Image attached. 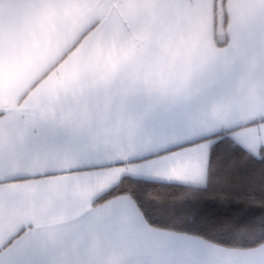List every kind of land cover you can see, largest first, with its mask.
<instances>
[{
  "label": "crops",
  "instance_id": "1",
  "mask_svg": "<svg viewBox=\"0 0 264 264\" xmlns=\"http://www.w3.org/2000/svg\"><path fill=\"white\" fill-rule=\"evenodd\" d=\"M220 130L264 152V0H0V264H264L95 203L203 186Z\"/></svg>",
  "mask_w": 264,
  "mask_h": 264
},
{
  "label": "trees",
  "instance_id": "2",
  "mask_svg": "<svg viewBox=\"0 0 264 264\" xmlns=\"http://www.w3.org/2000/svg\"><path fill=\"white\" fill-rule=\"evenodd\" d=\"M224 2L219 0L221 6ZM211 139L203 186L123 176L95 203L127 194L153 228L194 235L227 248L262 244L264 152L256 156L246 151L228 130Z\"/></svg>",
  "mask_w": 264,
  "mask_h": 264
},
{
  "label": "rangeland",
  "instance_id": "3",
  "mask_svg": "<svg viewBox=\"0 0 264 264\" xmlns=\"http://www.w3.org/2000/svg\"><path fill=\"white\" fill-rule=\"evenodd\" d=\"M218 28V27H217Z\"/></svg>",
  "mask_w": 264,
  "mask_h": 264
}]
</instances>
